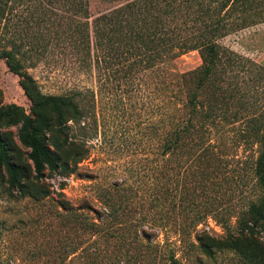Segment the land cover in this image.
I'll use <instances>...</instances> for the list:
<instances>
[{
  "label": "trees",
  "instance_id": "16d2710c",
  "mask_svg": "<svg viewBox=\"0 0 264 264\" xmlns=\"http://www.w3.org/2000/svg\"><path fill=\"white\" fill-rule=\"evenodd\" d=\"M49 20L60 28L71 61L93 78L91 85L46 95L34 87L26 69L35 64L23 65L32 58L25 42ZM260 23L264 0H0V59L30 101L33 120L24 117L18 139L30 148L35 182L45 169L75 174L97 133L113 151L144 142L138 164L125 167L131 183H95L96 208L86 201L75 209L61 204L64 221L77 233L71 249L77 264H178L176 243L192 244L194 237L206 248L205 232L196 230L208 218L224 227L233 217L249 238L264 228V115H242L243 91L232 81L260 66L220 43ZM189 51L198 54L199 66L177 72L175 59ZM126 112L134 120L116 136L113 123ZM54 131L61 144L49 141ZM241 142L258 145L256 156L236 171L247 183L254 180L258 195L229 209L215 180L231 175L226 150ZM71 148V158L62 161ZM0 167L9 174V188L30 196L21 180L27 177L1 138Z\"/></svg>",
  "mask_w": 264,
  "mask_h": 264
},
{
  "label": "rangeland",
  "instance_id": "374dc122",
  "mask_svg": "<svg viewBox=\"0 0 264 264\" xmlns=\"http://www.w3.org/2000/svg\"><path fill=\"white\" fill-rule=\"evenodd\" d=\"M91 7L93 11L94 6ZM57 14L62 15L59 11ZM60 32L53 21H44L39 25L34 39L30 37L25 42V48L31 51L32 58L24 61L23 65L27 67L30 63L35 64L26 70L41 94H59L73 85H91L93 79L71 61V52L66 48ZM31 41H35V45L29 44ZM220 43L260 66V69L251 68L249 76L240 73L232 81L243 91L241 95L245 103L238 105L242 115L256 112L264 115V23L232 33ZM36 53H39L38 57ZM199 64L198 54L189 51L175 59L173 67L183 73L195 69ZM24 117L33 120L30 101L23 94L18 77L8 71L0 59V138L8 147L12 163L23 172L21 175L27 177V180L23 177L21 180L30 192V196L21 197L16 189L9 188V174L0 167V264H77L76 252L71 253V249L76 246L77 233L72 223L64 221L61 204L75 209L82 201H86L89 207L96 208L93 196L95 183H131L132 177L126 174L125 167L131 161L138 164L144 142L115 147L113 151L107 140L102 141L97 133L87 142L89 155L79 163L75 174L45 169L42 174L44 177L35 182L29 158L30 148L23 146L18 139ZM116 120L112 131L117 136L118 131L130 127L128 123L134 120V116L126 112L124 118ZM133 131H137V128L131 130L130 134ZM43 134L46 137L47 134ZM49 141L61 144L60 134L54 131ZM49 148L54 150L51 146ZM75 150L71 148L61 153V149L59 153L62 161H68ZM257 150V144L244 142L228 146L226 159H232V165L237 168L231 171L233 166L229 167L231 175H219L215 180V191L224 196L222 200L225 208L231 209V205L242 197L249 200L257 197L258 189L254 180L248 178L247 183L244 175H236L237 169H241L240 163L248 161L249 157L254 158ZM226 225L221 227L208 218L197 227V232H205L201 239L206 248L199 247L194 237H191L192 244L176 243L174 248L178 264H264V228H257V234L249 238L239 232L233 217ZM158 238L161 239V236ZM169 238L176 239L173 236Z\"/></svg>",
  "mask_w": 264,
  "mask_h": 264
}]
</instances>
